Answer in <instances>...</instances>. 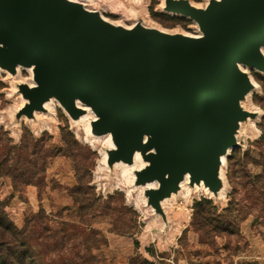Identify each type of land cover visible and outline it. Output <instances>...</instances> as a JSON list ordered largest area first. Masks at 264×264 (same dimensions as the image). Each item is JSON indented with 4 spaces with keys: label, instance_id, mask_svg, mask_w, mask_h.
I'll list each match as a JSON object with an SVG mask.
<instances>
[{
    "label": "water",
    "instance_id": "95a60500",
    "mask_svg": "<svg viewBox=\"0 0 264 264\" xmlns=\"http://www.w3.org/2000/svg\"><path fill=\"white\" fill-rule=\"evenodd\" d=\"M84 1L0 0V68L33 73V85H18L16 120L52 98L73 121L89 107L91 133L112 136L107 165H131L138 152L146 164L133 185L165 221L162 202L187 175L218 198L241 124L264 115L244 105L259 85L245 67L264 74V0H164L163 12L200 35L114 23Z\"/></svg>",
    "mask_w": 264,
    "mask_h": 264
},
{
    "label": "rangeland",
    "instance_id": "374dc122",
    "mask_svg": "<svg viewBox=\"0 0 264 264\" xmlns=\"http://www.w3.org/2000/svg\"><path fill=\"white\" fill-rule=\"evenodd\" d=\"M190 1L203 6L208 0ZM163 4L164 0L86 1L87 8L99 10L114 23L130 27L142 19L147 26L200 34L195 21L181 16L180 20L173 19L175 15L163 12ZM245 69L259 84L245 106L262 115L264 104L257 99L264 96V74ZM256 74L263 79L258 80ZM22 82H34L28 68L15 75L0 70V128L8 131L16 144L25 138L30 144L44 138L59 155L48 158L45 182L40 186L20 184L16 190L10 178L0 179V196L7 201L6 212L17 226L22 227L26 215L41 207L58 215L55 221L60 226L65 221L77 224L79 228L69 230L66 243L74 262H81L75 253L84 254L85 248L97 246L90 264H264V177L256 179L262 172L256 144L262 133L261 116L245 122L233 160H227L225 196L215 198L203 190L187 196L179 193L164 209L165 221L146 205L142 187L127 181L116 166L112 170L108 167L103 152L110 146L100 140L90 141L84 124L73 121L58 103L45 112H36L34 119L23 117L18 122L16 113L26 102L18 88ZM69 132L76 142L69 139ZM78 179L81 194L76 192ZM232 191L241 211L237 217L227 218L224 209ZM91 193L95 200L92 208L88 199L78 201ZM205 197H212L226 222L217 235H202L192 226L194 204ZM83 226L100 233L82 236Z\"/></svg>",
    "mask_w": 264,
    "mask_h": 264
},
{
    "label": "trees",
    "instance_id": "16d2710c",
    "mask_svg": "<svg viewBox=\"0 0 264 264\" xmlns=\"http://www.w3.org/2000/svg\"><path fill=\"white\" fill-rule=\"evenodd\" d=\"M178 17L172 18L180 20L181 18ZM256 75L258 80L263 79L259 74ZM257 100L264 104V96L258 97ZM259 126L262 133L256 140L259 149L257 164L262 167V172L256 175L258 180L264 177V115ZM69 136V139L76 142L72 133L69 132ZM64 151L65 154H69V150ZM236 151L237 148H234L227 159L233 160ZM56 155H59L58 149L50 147L44 138L36 140L35 144H30L26 138L20 144H16L10 133L0 128V179L10 178L16 190L20 184L42 185L45 182L48 158ZM81 183L78 179L76 192L80 194L82 193ZM230 195L232 197L230 203L224 209L228 215L227 218L230 215L237 217L238 212L241 211L235 200V191H232ZM85 199H88L89 207L92 208L95 203L92 193L78 201L85 202ZM7 205V201L0 196V264H90L88 261L92 262V259L96 257L93 249L98 247L91 246L85 248L84 254H79V251L74 254L81 262L73 261V254L66 243L69 230L79 228L77 224L65 221L60 226V223L55 221L58 215L47 213L41 207L38 211L26 215L24 225L19 227L7 214ZM225 223L212 198L205 197L195 202L192 226L202 235L211 233L217 235L225 228ZM98 233L100 232L92 227L83 226L81 229V234L85 237L87 234ZM147 263L154 264L149 261Z\"/></svg>",
    "mask_w": 264,
    "mask_h": 264
},
{
    "label": "bare ground",
    "instance_id": "6f19581e",
    "mask_svg": "<svg viewBox=\"0 0 264 264\" xmlns=\"http://www.w3.org/2000/svg\"><path fill=\"white\" fill-rule=\"evenodd\" d=\"M87 1H88V0H87ZM207 3H208V1H206V4H207ZM84 4L86 5V1H84ZM206 4L203 5V7L206 6ZM201 6H202V5H201ZM105 18H106V17H105ZM106 19H107V18H106ZM155 27H157V26H155ZM160 28H161V27H160ZM161 29H164V28H161ZM184 33H186V32H184ZM188 34H189V33H188ZM200 34H201V33H200ZM200 34H199V35H200ZM25 68H27V67H24V66H18V69H17V70H18V73H19L22 69H25ZM246 68H247V67H246ZM0 70L7 71V70L2 69V68H0ZM28 70H30V71L32 72V69H31L30 67L28 68ZM7 72H8V71H7ZM253 81H254V83L256 84V81H255V80H253ZM29 84L33 85L34 82L29 83ZM251 94H252V93H251ZM251 94H250V95H251ZM250 95H249V96L247 97V99L244 101V105H246V101L250 100ZM248 102H249V101H248ZM54 103H58V104H59V102H58L55 98H52V99H50L49 101H47V102L45 103V106H46V108L49 109V108H51V106H53ZM59 105H60V104H59ZM246 108H247V107H246ZM86 110H87V112H86L85 114L81 115V117H80L77 121H75V122H82V124H84V126H85V128H86V130H87V132H88V137H87V138H88L90 141L95 142V141H97V140H100V141L104 142L105 144H107L108 146H110V148H112L113 145H114V143H113L112 136H111L110 133H109V134H104V135H93V134L91 133V121L96 117V115L94 114V112H93L89 107H86ZM90 114H94V117L91 118V117H90ZM244 124H245V122H243V123L241 124L240 133H241L243 127H244ZM240 133H239L238 136H237L238 140H239V138H240ZM103 154H104V161L107 163V158H108L107 151H104ZM227 160H228V159H227ZM145 164H146V163L144 162V160L142 159V157L140 156V154L137 152L136 155H135V161H134L133 164L130 165V164H127V163H124V162H117V163H115L114 166H116L117 168L121 169V172H122L124 178H125L127 181L131 182V181H134V177H135V175H134V171L137 170V169H140V168L144 167ZM224 164H226V160H225V159H224ZM108 167H109V166H108ZM224 174H225V169L223 168V169H222V176H225ZM188 182H189V175H187L186 178H185V180L182 181V183H181V189L179 190V192H178V193H173L171 197L166 198V199L162 202V205H163L164 208H166V206L170 204V200H171L172 197H174L175 195H178L179 193H182V192H183V194L185 193L186 196H187V194H189V193H191V192L198 191V190H203V191H205V192H207V193H209L210 195L213 196L212 192H210L209 189L203 185V183H202L201 185L196 184L194 187H191L190 185L187 186V184H189ZM136 187H138V186H136ZM139 187H142V186H139ZM142 188H143V187H142ZM184 188L186 189V192L184 191ZM225 193H226V189H225V188H222L221 191L219 192V196H218V198H219V197H223V196H225ZM183 194H182V195H183ZM192 194H193V193H192ZM139 197H140V196H139ZM188 197H189V196H188ZM144 198H145V197H144ZM145 200H146V199H145ZM175 200H176V199H175ZM150 208H151V207H150ZM151 209H152V208H151Z\"/></svg>",
    "mask_w": 264,
    "mask_h": 264
}]
</instances>
